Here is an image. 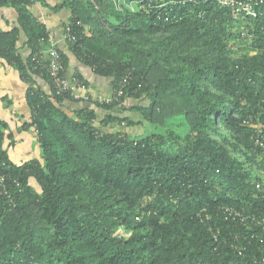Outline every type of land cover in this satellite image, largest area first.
Masks as SVG:
<instances>
[{
  "label": "trees",
  "instance_id": "obj_1",
  "mask_svg": "<svg viewBox=\"0 0 264 264\" xmlns=\"http://www.w3.org/2000/svg\"><path fill=\"white\" fill-rule=\"evenodd\" d=\"M126 1L0 0L19 24L0 27V57L29 84L23 128L42 150L14 162L0 119V264H264V150L252 140L263 124L264 17L211 0ZM37 2L71 12L64 34L70 25L76 40L65 44L111 79V98L57 92L43 52L54 35L30 10ZM247 32L250 47L236 48ZM67 101L88 105L70 112Z\"/></svg>",
  "mask_w": 264,
  "mask_h": 264
},
{
  "label": "crops",
  "instance_id": "obj_2",
  "mask_svg": "<svg viewBox=\"0 0 264 264\" xmlns=\"http://www.w3.org/2000/svg\"><path fill=\"white\" fill-rule=\"evenodd\" d=\"M30 10L47 25L48 29L55 37L59 38L63 36L65 24L69 23L71 17V12L69 10L63 9L59 12H55L50 8L43 6L40 2L32 5ZM18 25V14L15 8L1 6L0 27L4 30H10ZM26 40V34L22 31L18 46L20 53H22L25 58H27L31 52V49L26 45ZM60 46L70 58L67 75L73 77L80 72L91 84L87 89L85 87L79 88L77 90L79 96L88 97V95H91L93 99H96L95 96H99L100 94L101 96H107L113 93L112 81L110 78L100 77L94 74L90 67L86 66L76 58L64 41L62 42L60 40ZM43 82L44 84L38 81L46 91H50L48 84L45 83V81ZM28 87L29 84L22 79L18 70L10 65L4 58L0 57V119L9 124V130H6V133H12L15 138V145L9 146V139L6 140L5 145L9 147L11 159L17 164H22L32 158L41 159L42 157V150L38 144L35 128H23V125L31 120V110L27 101ZM131 100V98L126 100L127 106L132 105ZM87 105L88 102L86 101L79 103L67 101L66 108L67 111L72 112L77 108ZM97 112L99 118H103L107 114L99 108H97ZM126 113L128 112H125L124 114L126 115ZM130 113L134 114L127 115L137 121L141 120L139 113Z\"/></svg>",
  "mask_w": 264,
  "mask_h": 264
},
{
  "label": "built area",
  "instance_id": "obj_3",
  "mask_svg": "<svg viewBox=\"0 0 264 264\" xmlns=\"http://www.w3.org/2000/svg\"><path fill=\"white\" fill-rule=\"evenodd\" d=\"M91 1L95 2V0H91ZM114 1L120 9H122V4H126V5L130 4L127 3L126 0H114ZM208 1L210 0H174L173 4L182 5L186 3H191L196 5ZM211 1L213 2L217 1L221 6L224 7L234 6L239 10L240 13H242L243 17L245 18H250V17L258 18L260 15L264 17V9H263L264 0H211ZM246 34L248 35L247 37L250 40L249 42L251 44L254 35L252 32H247ZM66 38L73 41L76 40V36L72 33L70 25L67 27L65 39ZM58 44L59 41L56 39V37L55 36L51 37L50 45H48V47L43 50V52H45L47 56L46 57L47 63H45V68L51 74L58 93L71 91L72 94H74L77 98H81L82 96H79L77 90L79 88H84L85 86L83 82L80 81L77 77L70 78L62 74L65 70V64ZM42 61H44V56L42 57ZM38 62H41V60H38ZM262 115H263V124L257 127L255 133L252 135V140L258 148L264 150V109L262 111ZM246 123H250V120H247ZM258 186L261 188L260 184ZM228 211L232 212V209L229 208Z\"/></svg>",
  "mask_w": 264,
  "mask_h": 264
},
{
  "label": "rangeland",
  "instance_id": "obj_4",
  "mask_svg": "<svg viewBox=\"0 0 264 264\" xmlns=\"http://www.w3.org/2000/svg\"><path fill=\"white\" fill-rule=\"evenodd\" d=\"M52 2L53 3H57V0H52ZM247 24L248 23H246V22H244L243 21V23L241 24V26L242 27H240V30H239V32L241 33L242 31H245V30H247V28H248V26H247ZM56 39L58 40V41H64V43L66 42L65 41V34H63V36H61V37H59V38H57L56 37ZM250 40L248 39L247 41H244V40H241V41H237L236 42V44H235V47L236 48H239L240 46H248L249 45V47H250V42H249ZM37 79V81H40V82H42L43 84H44V82L42 81V79L40 80H38V78H36ZM111 96H112V94H109V95H107V96H101V94L99 95V96H95L96 97V99H100V100H105V99H107V98H111ZM132 99V98H131ZM132 101V104L133 103H135V99H132L131 100ZM144 101V103H147L148 102V100L147 99H145V100H143ZM120 109H122V108H117V109H115V113H125V112H123L122 110H120ZM126 114H128V115H133L134 113H130V112H128V113H126ZM146 124H148V123H146ZM149 126V125H148ZM146 126H142V125H140V126H137V127H134V128H124V127H122V126H120V125H117V124H112V125H109L108 127H107V130L108 131H117V130H126V131H130V133H132V134H137V135H139V136H142V134H144L145 132H146Z\"/></svg>",
  "mask_w": 264,
  "mask_h": 264
}]
</instances>
